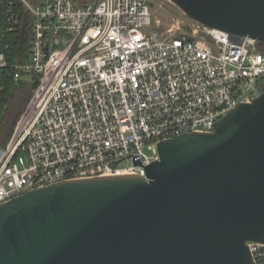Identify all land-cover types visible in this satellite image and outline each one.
I'll use <instances>...</instances> for the list:
<instances>
[{
	"label": "built area",
	"instance_id": "1",
	"mask_svg": "<svg viewBox=\"0 0 264 264\" xmlns=\"http://www.w3.org/2000/svg\"><path fill=\"white\" fill-rule=\"evenodd\" d=\"M24 11L31 52L12 64L3 44ZM192 23L191 34L160 36L148 0H0V72L37 83L0 145V205L61 182L146 178L160 142L211 133L264 93L255 40ZM250 249L264 261V246Z\"/></svg>",
	"mask_w": 264,
	"mask_h": 264
},
{
	"label": "water",
	"instance_id": "2",
	"mask_svg": "<svg viewBox=\"0 0 264 264\" xmlns=\"http://www.w3.org/2000/svg\"><path fill=\"white\" fill-rule=\"evenodd\" d=\"M169 1L264 47V0ZM158 151L146 178L61 182L0 205V264H258L250 247L264 246V93L213 132Z\"/></svg>",
	"mask_w": 264,
	"mask_h": 264
},
{
	"label": "trees",
	"instance_id": "3",
	"mask_svg": "<svg viewBox=\"0 0 264 264\" xmlns=\"http://www.w3.org/2000/svg\"><path fill=\"white\" fill-rule=\"evenodd\" d=\"M80 4H89L80 2ZM32 19L27 11L21 12V24L17 34H11L3 45H8L7 56L12 64L27 62L31 52ZM264 51V47H260ZM37 86L33 77L15 81L4 71L0 72V145L13 134L16 122L28 105ZM14 116V120L12 119ZM13 120V121H12ZM264 264V261H258Z\"/></svg>",
	"mask_w": 264,
	"mask_h": 264
},
{
	"label": "rangeland",
	"instance_id": "4",
	"mask_svg": "<svg viewBox=\"0 0 264 264\" xmlns=\"http://www.w3.org/2000/svg\"><path fill=\"white\" fill-rule=\"evenodd\" d=\"M78 1L95 3L97 0H78ZM148 1L150 3L152 20H153V25L151 27V30L157 32L160 36L169 37L171 31L173 35L182 36V34H191L193 30L197 29L196 26L192 23V21L189 18H187V16H185V14H183V12L178 7H176L171 1L169 0H148ZM200 35L202 36L201 33ZM12 119L14 120V116Z\"/></svg>",
	"mask_w": 264,
	"mask_h": 264
}]
</instances>
